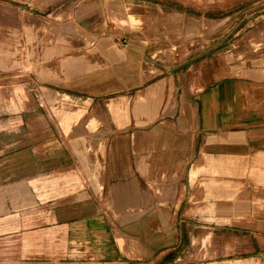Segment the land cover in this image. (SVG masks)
<instances>
[{
    "label": "crops",
    "instance_id": "0c3cea01",
    "mask_svg": "<svg viewBox=\"0 0 264 264\" xmlns=\"http://www.w3.org/2000/svg\"><path fill=\"white\" fill-rule=\"evenodd\" d=\"M178 13L226 25L172 57L151 39ZM0 18L2 70L24 63L0 79V264H264V0Z\"/></svg>",
    "mask_w": 264,
    "mask_h": 264
},
{
    "label": "rangeland",
    "instance_id": "374dc122",
    "mask_svg": "<svg viewBox=\"0 0 264 264\" xmlns=\"http://www.w3.org/2000/svg\"><path fill=\"white\" fill-rule=\"evenodd\" d=\"M29 4L32 5L33 9H31L29 6H21V7H24V9L26 11H31V12H35L36 8L39 7V4L36 1H31ZM18 7H20V6L18 5ZM17 11L20 13L19 8L17 9ZM179 15L178 14H172L170 16L169 14H167L168 19L166 21H163V20H161L160 22L158 21V24L161 23V25L163 27L165 26V30H163V35L162 34L156 35L154 38L151 39V41L154 42L153 47L155 49H158V50L163 49L165 52H167L169 50L173 51V52L176 51L172 54V57L182 56V55H187L190 52H193L198 47L200 48L203 45H207V44L211 43L212 38L214 39V38L218 37L219 34L216 36H212V37L209 34L206 35V33H204V30H202L203 28L206 27L205 24H204L205 27L200 26L201 28L203 27L202 29L201 28H195V27L193 28V26H191L192 25L191 22H193L191 20L192 16H185V15L182 16L181 14H179ZM117 16H119V15H117V14L115 15L116 19L119 20V18H117ZM174 17L176 19H174ZM177 18H178V20H177ZM11 19H12L11 20L12 25L16 26L17 19H18L17 14L12 12L11 13ZM0 20L2 22L4 21L2 18H0ZM144 20H146V19L144 18ZM205 20H203V21H205ZM21 21H22V19H21ZM208 21H209V25H212L213 22L218 23L217 21H213V22L211 20H208ZM208 21H207V23H208ZM210 21L212 22V24L210 23ZM19 24L21 25V22H19ZM209 25H208V27H209ZM224 28H225V26H224ZM223 29H221V32L220 31L219 32L222 33ZM17 30L15 29L13 31H17ZM138 30L143 31L141 26L139 27ZM13 33H15V32H13ZM15 35H16V33H15ZM202 38H204V39H202ZM198 45H200V46H198ZM224 47H227V46H224ZM7 48H8V46H7ZM15 49L20 51V46H18V44L13 43L11 45V50L14 51ZM177 50H179V51H177ZM181 51H186L188 53H185V52L183 53ZM19 58L20 57L18 55V59L16 61L17 63L14 62L13 60L9 61L7 56L5 57V60L4 59L0 60V79H4L3 78L4 75L10 74L11 76H13L11 78H14L13 84L19 83L20 72H21L20 69L24 68L23 61H22L23 65L20 68H18L17 70H14V71L2 70V69H14L15 67H18L19 62H20ZM22 58H23V56H22Z\"/></svg>",
    "mask_w": 264,
    "mask_h": 264
},
{
    "label": "bare ground",
    "instance_id": "6f19581e",
    "mask_svg": "<svg viewBox=\"0 0 264 264\" xmlns=\"http://www.w3.org/2000/svg\"><path fill=\"white\" fill-rule=\"evenodd\" d=\"M178 15H179V13H178ZM177 16V15H176ZM175 16V17H176ZM180 16V15H179ZM174 17V19H176ZM177 20H178V18H177ZM190 20V19H189ZM191 20L193 21V22H191L192 23V25L191 26H193V28L195 27V28H201L200 26H203V27H205L204 26V24L206 25V27L205 28H201L202 30H204V33H206V35L207 34H209V35H215V34H217V33H219V31H221V29H223L224 28V26H225V22H218V23H214L213 21V24H212V22L210 21V23L212 24V25H209V21H208V23H207V21L205 20V21H203V20H201V19H197V18H193V17H191ZM175 21V20H174ZM200 23V24H199ZM209 25V27H208V25ZM199 26V27H198Z\"/></svg>",
    "mask_w": 264,
    "mask_h": 264
}]
</instances>
